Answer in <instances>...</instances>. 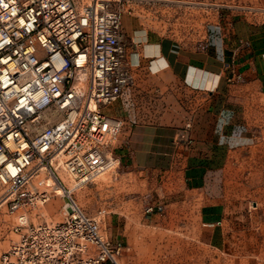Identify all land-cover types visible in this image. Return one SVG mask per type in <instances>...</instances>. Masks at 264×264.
<instances>
[{
	"label": "crops",
	"instance_id": "obj_1",
	"mask_svg": "<svg viewBox=\"0 0 264 264\" xmlns=\"http://www.w3.org/2000/svg\"><path fill=\"white\" fill-rule=\"evenodd\" d=\"M137 3L122 16L140 64L134 88L107 110L125 121L115 147L124 213L144 221L147 207H162L150 222L163 216L166 229L250 258L264 240V0L187 2L180 29L158 9L185 1ZM108 238L125 241L111 216Z\"/></svg>",
	"mask_w": 264,
	"mask_h": 264
},
{
	"label": "built area",
	"instance_id": "obj_2",
	"mask_svg": "<svg viewBox=\"0 0 264 264\" xmlns=\"http://www.w3.org/2000/svg\"><path fill=\"white\" fill-rule=\"evenodd\" d=\"M137 1L0 0V210L18 236L0 264H120L123 246L73 194L120 166L125 122L107 110L140 65L122 23ZM55 197L63 220L34 223Z\"/></svg>",
	"mask_w": 264,
	"mask_h": 264
},
{
	"label": "rangeland",
	"instance_id": "obj_3",
	"mask_svg": "<svg viewBox=\"0 0 264 264\" xmlns=\"http://www.w3.org/2000/svg\"><path fill=\"white\" fill-rule=\"evenodd\" d=\"M183 1L186 2L185 6L176 8L174 12L171 8H167L164 3L158 9L159 18L165 22L169 18L172 20L174 15V20L179 19L177 24H179L178 29H180L183 26L182 24L187 22L183 19H192L193 13H190V10H185V7H188V3L190 2L204 3L207 8L213 5L233 6L245 4V0ZM205 13L206 16L212 17L213 15V12L209 10H206ZM144 16L151 19L153 14L148 13ZM152 22L150 21V24L153 28H156L157 25ZM164 26L163 24L157 28L162 29ZM133 88L131 86L128 89L131 90ZM116 104L118 102L110 108L115 107ZM109 112L111 113V110ZM45 177L46 175L43 174L40 178ZM123 190V182L120 180L118 170H116L102 176L95 183L73 194L80 208L88 216L101 220L103 227L107 230V234L109 216L114 217L117 222H120L125 239L122 257L119 259L120 264H264V240L262 241L263 243H260L259 248L255 250L254 256L250 258H236L228 251H222L220 248L199 241L196 236L182 235L178 230H173L172 228L166 229L163 216L152 222L148 220L147 215L144 216V221H138L129 217L124 213ZM63 205V198H53L43 209L34 212L32 221L36 224L41 222H61L63 220ZM126 208L133 209L134 204L130 203ZM16 221L14 215L9 214L5 209L0 210V253L7 251L10 245L18 240V236L12 231Z\"/></svg>",
	"mask_w": 264,
	"mask_h": 264
}]
</instances>
